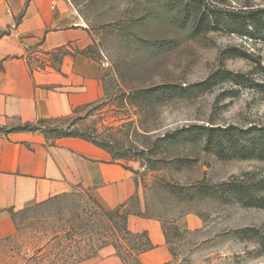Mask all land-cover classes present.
<instances>
[{"label":"rangeland","instance_id":"374dc122","mask_svg":"<svg viewBox=\"0 0 264 264\" xmlns=\"http://www.w3.org/2000/svg\"><path fill=\"white\" fill-rule=\"evenodd\" d=\"M69 1L90 31L88 54L104 63L103 97L67 118L35 124L36 133L53 144L62 139L59 130L73 132L119 158L136 179L139 209L141 196L162 226L167 264H264V209L198 192L236 180L253 187L264 178V165L217 157L221 151H206L204 137L155 143L187 127L202 135V128L264 125V18L257 30L245 25V13L264 10V0ZM17 129L0 127V134ZM154 143L157 149L147 153ZM87 196L76 189L15 212V232L0 243V264L94 258L91 249L106 236ZM129 244L114 249L121 262L132 263Z\"/></svg>","mask_w":264,"mask_h":264},{"label":"crops","instance_id":"0c3cea01","mask_svg":"<svg viewBox=\"0 0 264 264\" xmlns=\"http://www.w3.org/2000/svg\"><path fill=\"white\" fill-rule=\"evenodd\" d=\"M90 31L69 0H0V127L13 128L74 115L103 97V66L82 54ZM76 189L104 210L138 196L134 175L102 149L62 138L46 144L36 132L0 134V243L15 232L13 214ZM130 215L127 229L144 233L151 249L137 264H167L162 226ZM82 264H125L111 246Z\"/></svg>","mask_w":264,"mask_h":264},{"label":"trees","instance_id":"16d2710c","mask_svg":"<svg viewBox=\"0 0 264 264\" xmlns=\"http://www.w3.org/2000/svg\"><path fill=\"white\" fill-rule=\"evenodd\" d=\"M245 14L248 16V22L245 25L253 30L259 29L264 18V10H250ZM82 54L86 57L91 58V56L88 54V50L83 51ZM144 97L142 96V98L150 100L154 96ZM157 99L158 102H163L165 101L166 96H157ZM100 102L101 100L78 108L74 113L76 114L78 111L89 108L92 105H96ZM41 122H45V120H40L35 124ZM35 124H26L23 126H19L16 131L36 132L37 129L35 128ZM198 130L199 129L197 127L182 128L179 131L172 133L171 135H165L163 138L158 139L155 143L171 145L175 142H184L193 144L203 139L204 137L206 151H209V149L213 150V148H217L219 151H221L216 152L217 157H227L230 159L240 160H255L264 165V125L257 127L252 126L245 130H240L233 126H229L223 129L202 128L203 136L198 134ZM235 132L248 135V140L242 142L243 139L239 140L237 138L238 134L236 135ZM58 138H74L83 140L99 149L104 150L108 154H111V152H108L105 147L99 146L96 143H92L91 141L85 139L83 136H80L73 132L59 130L57 134V139ZM155 143L153 144L151 149L147 150V153L153 151L154 149H157L158 145H156ZM224 147L225 151L223 149ZM224 152L226 153V156H221V153ZM111 158L112 161H116V159H119L115 158V156L113 155ZM214 189L215 188H210L208 186H202V188L198 189V192L214 193L215 195H219L220 197H222V199L224 200L226 199L229 201H235L237 203H240L244 207L264 209V178L259 180L257 184L253 185V187L252 185L247 186L245 182L236 180L234 182L218 185V187H216L215 190ZM176 191H178L179 194H182V191ZM87 198L89 202H91L92 205L96 208L97 214L95 215H97L100 220L103 219V221H100V224L101 222L104 223V227H102V230L104 235L106 236V239L95 246V248H92L91 251L98 252L100 249L106 246H112L116 250L117 246H120V243L129 242L131 243V245L129 244L127 252L132 263H127L125 261L122 262L126 264H137L139 256L152 248L148 238L144 233L132 234L127 229V219L130 215L139 217L144 216L139 209L138 197L134 196L125 204L109 211L102 209L89 195L87 196ZM132 205H134L136 209L130 211L127 210V208H129L130 206L132 207ZM109 238H114V242H110ZM125 238L126 240H124Z\"/></svg>","mask_w":264,"mask_h":264},{"label":"built area","instance_id":"2783aa9c","mask_svg":"<svg viewBox=\"0 0 264 264\" xmlns=\"http://www.w3.org/2000/svg\"><path fill=\"white\" fill-rule=\"evenodd\" d=\"M102 66H104V63H101Z\"/></svg>","mask_w":264,"mask_h":264}]
</instances>
